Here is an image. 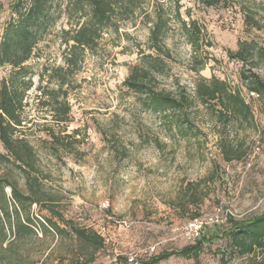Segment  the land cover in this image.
Masks as SVG:
<instances>
[{
    "label": "rangeland",
    "instance_id": "1",
    "mask_svg": "<svg viewBox=\"0 0 264 264\" xmlns=\"http://www.w3.org/2000/svg\"><path fill=\"white\" fill-rule=\"evenodd\" d=\"M173 1L163 0L167 6ZM176 1L182 18L197 21L212 44L203 47L209 61L199 75L216 77L239 91L250 106L251 119L220 122L216 109L194 100L198 76L190 67L191 48L176 23L165 41L172 59L166 61L165 73L150 83L158 91L185 94L193 104L185 114L170 111L165 116L143 107L124 84L139 63V50L149 53V29L140 17L124 23L119 33L106 34L94 53L85 52L65 87L69 122L59 126L38 90L46 85L56 89L55 79L49 83L48 77L64 64L62 31L72 27L65 14L67 0H54L24 64L32 87L24 98L25 122L17 134L34 147L38 161L33 175L43 202L22 212L24 223L31 220L34 234L15 237L10 231L5 236L0 232V264H128L130 257L144 264L193 244L183 227L216 210L226 221L205 233L200 263L221 264L222 257L228 264L255 263L251 256H239L228 233L232 220L249 222L264 215V97H253L242 80L251 72L264 79V0H229L214 7L200 0ZM19 3L0 0V44L7 26L18 21ZM25 3L28 8L29 1ZM241 4L252 9L261 28L247 25ZM244 42L253 47L254 58L241 62L229 52H237ZM11 71L10 65H0V82ZM49 129L63 133L61 144H51ZM222 141L238 146L243 157L227 161ZM0 153H6L1 142ZM0 177L26 191V174L15 165H0ZM6 193L11 196L10 188ZM14 207L11 201V210ZM48 219L64 232L58 233ZM72 226L100 235L103 246L97 250L79 240ZM159 264L194 261L172 257Z\"/></svg>",
    "mask_w": 264,
    "mask_h": 264
},
{
    "label": "trees",
    "instance_id": "2",
    "mask_svg": "<svg viewBox=\"0 0 264 264\" xmlns=\"http://www.w3.org/2000/svg\"><path fill=\"white\" fill-rule=\"evenodd\" d=\"M28 1L29 7L26 8L25 2ZM228 1L200 0L207 7ZM25 2L20 0L19 8L16 9L18 21L7 26L0 44V65L7 64L12 67L8 77L0 82V142L6 151L5 154L0 153V165L13 164L26 174L25 192L19 190L17 183L6 177H0V232L5 236L7 231H10L15 237L24 233L34 234L31 220L28 218L27 223H24L22 212L43 202L39 196L40 183L33 175L37 170L38 161L34 147L25 137H18L17 134L25 122L22 117L24 98L32 87L30 79L26 80L28 68L24 64L31 57L41 27L40 23L52 8L54 0H25ZM165 4L163 0H67L65 14L72 27L62 31V40L66 45L63 54L64 64L53 69L48 77L49 83L55 79L57 87L51 89L46 85L38 88L41 92V103L53 110L54 120L59 126L69 122L71 106L69 92L65 87L70 85L69 77L79 70L85 52L94 53L99 41L106 34L119 33L124 23H132L140 17L149 29V53L139 50V63L131 68L124 84L140 97L143 107L165 116L170 111L180 115L185 114L193 104V99L185 94L174 95L158 91L150 83L155 76L165 73L168 67L166 61L172 59L171 51L165 41L169 34L176 30L173 25L176 23L180 37L191 48L190 67L198 76L195 81L194 100L202 106L216 109L220 122L236 124L251 119L250 106L239 91L232 90L226 81L216 77L205 79L199 75L209 61V55L203 47L212 46L206 39L205 29L193 19L188 22L182 18L179 1L174 0L168 6ZM240 6L247 25L261 28L252 9L245 4ZM229 54L232 58L246 62L254 58V49L249 43L244 42L240 44L237 52L230 51ZM242 80L250 93L264 97V79L259 75L252 72L250 75L244 74ZM48 132L52 138L51 144H61L65 139L62 132L52 129ZM221 150L229 162L243 157L238 151V146L228 145L225 141L221 142ZM7 188L11 190L9 197L6 193ZM11 201L15 204L12 210ZM46 208L56 212L53 207ZM4 216L9 220L8 226ZM59 216L64 221L63 216ZM48 221L58 233L64 232L65 229L59 224L51 219ZM231 222L228 236L239 256H251L255 259L254 264H264V254L257 255V251L264 252V215L249 222L233 220ZM72 234L79 240L95 245L97 250L103 246V238L96 233H88L86 229L72 226ZM205 243L206 239L203 237L180 250L153 256L144 264H159L172 257L193 260L194 264H201L200 257ZM1 245L0 243V250L3 249ZM92 261L93 258L89 260ZM221 264H228L225 257H222Z\"/></svg>",
    "mask_w": 264,
    "mask_h": 264
},
{
    "label": "built area",
    "instance_id": "3",
    "mask_svg": "<svg viewBox=\"0 0 264 264\" xmlns=\"http://www.w3.org/2000/svg\"><path fill=\"white\" fill-rule=\"evenodd\" d=\"M253 97L256 95L254 93H251ZM108 203L106 202L104 204V207H107ZM226 218H223L221 214V210H216L214 215L207 216V217H197L190 221L188 224H186L183 227V232L186 234L187 239L191 241L193 244L197 241L201 240L205 233L214 226H217L219 224L225 223ZM128 262L130 264L138 263L137 259L135 257H130L128 259Z\"/></svg>",
    "mask_w": 264,
    "mask_h": 264
}]
</instances>
